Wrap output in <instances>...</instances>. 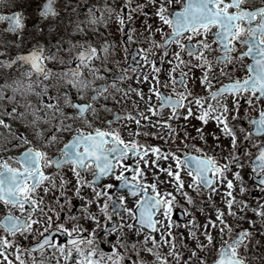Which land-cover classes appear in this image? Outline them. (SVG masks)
Listing matches in <instances>:
<instances>
[{"label":"snow or ice","instance_id":"1","mask_svg":"<svg viewBox=\"0 0 264 264\" xmlns=\"http://www.w3.org/2000/svg\"><path fill=\"white\" fill-rule=\"evenodd\" d=\"M151 2L159 26L152 29L149 25L150 35L158 31L162 36L149 49H141L142 63L151 67L153 83L158 85L160 67L149 50L153 46L161 49L163 61L169 46L175 44L176 50L168 60L173 65L168 76L175 85V95L165 96L158 87L150 86L148 92H154L160 103L152 105L149 95L147 112L168 107L170 115L179 116L177 109L186 108L183 115L187 117L193 114L194 102L202 122L196 129L200 140H205L201 129L209 120L216 121L220 132L230 137L229 145L224 146L228 148L222 155L224 163L196 145H191L194 152L184 151L178 156L176 151L162 153L159 146L136 139L126 141L118 128L110 126L123 117L135 119L139 126L140 120L130 112L112 113L111 119L101 120L100 109L111 111L107 103L100 102L107 99L106 81L116 87V80L126 79L129 69L106 77L101 68L110 70L108 53L114 45L109 40L97 45L94 38L99 39L97 26L106 25L113 14L121 29L126 19H133L131 0H125L129 9L126 18L107 3L88 6L81 17L80 0H40L35 15L24 8L0 13V23L5 24L0 29V152L8 153L0 155V203L8 209L0 218V264H170L158 251L163 244L168 245V255L175 264H249L245 255L252 236L250 228L225 219L226 215L243 219L240 211L247 208L246 202H238L240 211L233 207L237 203L231 191L234 183L227 173L234 165L232 177L242 180L240 169L247 164L255 187L264 190V141L251 139L264 136V0L258 7L243 6L246 0H183V5L174 10H170L174 0ZM0 6L15 8V0H0ZM62 12L68 13L63 27ZM133 31L128 29L129 41ZM245 57L250 62L236 63ZM180 65L184 66L181 75H172ZM188 65L200 69L201 75L195 79L206 94L190 89ZM116 66L119 68V61ZM237 67L246 69L243 77L232 75ZM143 80H149L147 73ZM136 92L144 98L139 89ZM242 101L244 115L240 117ZM230 112L232 120L243 119L249 125L247 129L240 126V136L229 123ZM96 120L108 127L95 124ZM158 123L172 128L168 121ZM139 133L137 127L136 135ZM210 135L216 141L213 148L219 150V134ZM240 147L242 152L237 150ZM148 153L156 159H149ZM244 157L251 159L242 164ZM130 158L132 163H125ZM158 159L171 162L165 167ZM65 166L75 178L74 184L60 172ZM151 166L158 171H152L149 180L144 168L151 171ZM49 167L60 173L59 185L54 173L46 171ZM85 172H91L90 179L85 178ZM184 175L189 177L187 186ZM101 178L116 183L100 184ZM67 185H71L72 195ZM161 185L168 187L161 189ZM220 185H225L221 191L225 192L227 212L215 207V218L206 217L202 226L193 224L195 217L187 220V224L202 228L199 236L203 240L190 228L188 234L196 240L185 258L172 231V214L180 205L177 196L192 205L195 201L188 189L197 194L202 190L214 193ZM86 187L91 188L90 195L84 192ZM57 188L58 192L47 195ZM113 188L115 192L110 191ZM240 191H245L243 183ZM73 197L81 201L75 211L71 207ZM261 205L253 211L264 217V201ZM13 208L20 215L13 214ZM181 211L187 214L191 210ZM248 223L253 225L255 221L249 219ZM29 238L28 244L20 242ZM141 250L154 260L142 257ZM200 252H211V256Z\"/></svg>","mask_w":264,"mask_h":264},{"label":"flooded vegetation","instance_id":"2","mask_svg":"<svg viewBox=\"0 0 264 264\" xmlns=\"http://www.w3.org/2000/svg\"><path fill=\"white\" fill-rule=\"evenodd\" d=\"M100 1V2H99ZM105 0H94V2L103 3ZM107 1V0H106ZM40 0H15L16 7L15 8H5L3 6H0V13H5L9 11H15L20 8H24L30 15H35V9L37 3H39ZM87 2L86 0H80V8H79V15L82 16L83 14V4ZM261 0H246V3L243 5L245 7H252V6H260ZM90 6V5H89ZM61 17H63V14H61ZM64 18V17H63ZM31 23V21H29ZM99 32L98 36L99 39L101 36L104 34V32L107 29V25L101 27L98 25ZM5 27L4 23H0V29H3ZM99 39H95V43L98 45ZM114 45V44H113ZM117 43H115V46ZM243 48V46H240ZM111 49V48H110ZM138 56L134 61H131L129 58L125 67L126 68H131L134 66H140L142 64V60L139 59V52L137 51ZM214 55V54H211ZM250 62V59L248 57H245L243 61H238L236 62L237 64L240 63H248ZM122 64L119 65V68L116 70H113V67H110L109 71L104 72V75L108 78H111L114 73H118L122 71L120 67ZM2 70V69H0ZM246 72V69H241L237 67L236 71L232 73L233 76H240L243 77L244 73ZM109 86H108V92L106 93L107 99L101 98V103H107L109 105V108L111 111H106L104 109H100V116L101 120H108L111 119L112 113L116 112H131V109L129 107V99H123V100H118V99H113V88H116L120 85L121 80H116V87H112L110 82L106 81ZM223 82V81H221ZM125 84V83H124ZM122 85L123 90L125 91V85ZM163 89L160 90V92H164V95H174L173 88L175 85L169 82L163 83ZM167 85V86H165ZM178 89V88H177ZM125 93V92H124ZM114 101H116V104H114ZM124 103V104H123ZM98 106V105H97ZM229 107L231 109V99L229 98ZM256 112H252L251 115H256ZM133 117L136 118L135 114L132 113ZM240 117H243L244 115V106H243V101H242V106L240 108L239 112ZM137 119V118H136ZM229 123L232 124L235 127V130L238 134V136L241 135L240 133V126L245 127L246 129L249 127L247 124V121L243 119H237V120H232L231 119V112L229 113ZM101 120H96L94 121L95 124L101 126V127H108V125L101 123ZM169 123L172 125L173 121H169ZM111 128H118L120 130V134L122 137L128 141L132 139H136L140 143H147L149 145H156L159 146L160 150L162 153H167L169 150L171 151H176L177 155H183L184 151L188 152H194L195 149L191 147V145H196L197 147L204 148L206 151H208L210 154L214 155L217 160H219L221 163H224L222 160V155H226L228 153V148L224 147L225 145H229L230 142V137L224 136L220 131H213L219 134V144H220V149L215 150L214 148L212 149L208 144L215 142L216 141L213 139L211 131L207 130L206 128H202L201 131L205 135V140H200L196 129L201 128L199 125H187L186 128H183L182 126H175L174 129H169L167 127L166 133L163 134L162 131H158L155 135H145V133H149L142 125L139 124V126L136 124L135 119L129 121L127 117H123L119 121H113V123L110 126ZM137 127L140 128V133L139 135H136V130ZM187 132L188 136L185 138L184 133ZM129 133H132L131 135ZM252 141H255L256 139H260L264 141V136H254L251 138ZM187 144L189 147L185 148L184 145ZM177 149H180V151H177ZM238 151L242 152L243 147H240L237 149ZM16 151V150H14ZM8 153H2L0 152V155H7ZM201 154V153H197ZM253 156L256 154L255 149L252 150ZM148 158L149 159H156V157L152 153H148ZM251 157H244L241 160V163L243 164L245 160H250ZM161 166L167 167L168 164L171 162L170 160H165V159H158L157 161ZM125 163H132V159H128L125 161ZM141 167L143 168L144 165L141 164ZM146 172V178L151 180L152 179V171H158L154 166H151V171L148 168H144ZM48 172H53L54 173V178L56 180L57 185H59L60 181V173H56L55 169L53 167H49L46 169ZM232 171H236L235 166L233 165L231 167V171L227 173L229 178L233 179L234 187L231 189L233 196L235 197V201L237 203L233 204V207L240 211L242 208V205L238 202H246L247 208L243 211H240V217H243V219L240 218H234L232 216H225V219L228 220L229 223H233L235 225H239L245 228H250L252 236L249 240V247L247 249V255H245L244 250L241 249V254L245 255V259L249 261V264H264V217L258 216L253 209L257 207H262L261 201H264V190L255 187V179L254 176L250 175L251 169L250 167L245 164L243 168L240 169L241 171V176L242 180H236L235 178L232 177ZM61 173L64 175L65 180L71 181L72 184L75 182V178L72 176V173L69 170L68 166H65L61 168L60 170ZM85 178L90 179L91 178V172H85L83 174ZM163 175V174H161ZM185 179V184L187 186V182L189 180V177L187 175H184ZM108 182L116 183L114 179L109 180L107 178H101V181L99 182L100 184H105ZM243 183L245 191L241 192L240 191V185ZM69 188V195H72L71 193V185H67ZM161 189L168 187L167 185H161ZM225 188V185H220L219 188L216 189V191L209 192L207 190H202L200 194H197L195 191L192 189H188L189 193L193 196L195 203L192 205H188L187 202L184 200L183 197L177 196V199L180 201V205L177 206L176 210L172 214V219L174 222L173 226V233L176 236V243L179 241H186L187 239L189 242H191L193 239H196V237H190L189 236V229L191 228L193 231H195L197 234H199L198 231L195 230V227L193 225L187 224V220L192 219L195 217V220L193 221V224H198L202 226L205 222L206 217L212 216L215 218V212L214 208L215 207H220L227 212V205L224 204L223 202V197H225V192L221 191V189ZM59 189L57 188L56 190H53V192H49L47 195L52 196L56 192H58ZM110 191L115 192L116 189L113 188ZM84 192L86 194H91V188L86 187L84 189ZM41 194L43 195L44 193L42 192L41 189ZM209 197L211 199L209 200ZM81 201L73 197L72 200V210L75 211L79 208V204ZM129 204H131V200L129 199ZM68 207V206H66ZM181 208H189L191 211L185 214L184 212L181 211ZM13 214L15 215H20L18 209H11ZM8 209L0 203V218L3 217V215L6 214ZM255 221L253 225H249L248 220ZM181 223V225H180ZM238 230V229H237ZM3 230L0 229V232ZM202 231V228L201 230ZM217 234L216 230L213 229V235L215 236ZM200 240H203L202 236H199ZM159 238V233H157V239ZM19 239V237H18ZM23 244H28L30 242V238L28 240H21L20 241ZM189 242L185 243L182 245V253L185 258L190 254L188 249L194 247L193 244H190ZM102 247L105 248V250H109L107 245H101ZM187 246V247H185ZM199 251V250H197ZM162 256H167L168 261L170 264H175V260L172 256L168 257V254L166 253H161ZM140 255L144 257L148 261H153L154 257L145 251H141ZM200 255H208L211 256V252H200ZM181 264H183V261H181Z\"/></svg>","mask_w":264,"mask_h":264},{"label":"rangeland","instance_id":"3","mask_svg":"<svg viewBox=\"0 0 264 264\" xmlns=\"http://www.w3.org/2000/svg\"><path fill=\"white\" fill-rule=\"evenodd\" d=\"M86 1L87 2L83 4V14L81 17H83V15L87 12V8L89 5L99 4L98 2H94V0H86ZM105 3L111 5L114 8H117L124 14L125 18L127 17L129 9L125 6V0H107V1L105 0L103 3H100V4L102 5ZM182 3H183L182 0H174V3L171 5L170 10H173V8L175 7L181 6ZM131 4H132V9H135V11L132 12L133 19L131 21H128L126 19L125 24L123 28L121 29V26L115 19V14H113L111 18L107 19V24H106L107 29L104 32H102L104 35L101 36V38L99 39L98 45L100 44L101 40H109L112 42V44H114V47L111 48L108 53L107 64H108L109 69L110 67H113V70L117 69L116 61H119V65L122 64V66L120 67L121 70L126 68L125 65L130 57V49L133 48L134 46L133 44H136L139 47L140 56H141V49H149V45L151 44L150 42L145 43L143 40L139 39L141 38L142 31L150 32L149 25H151L152 29H155L159 26L158 18L154 15L155 7L153 6L151 0H131ZM138 4L141 5L142 7L137 8L136 6ZM61 14H63V17L65 18L64 21L61 22V26L63 27V22H66L68 13L62 12ZM96 14L99 15V12H97ZM106 25L103 23L100 24L101 27L106 26ZM99 28L100 27L97 26L98 32H99ZM129 28L134 30L131 33L133 36V39L131 41H129L127 38ZM154 32H155L154 41H160L162 33L158 31H154ZM142 36H144V34H142ZM210 39L211 37H209V40ZM115 43H117L116 46H115ZM143 46L145 48H143ZM151 49H156L155 51L149 52V54L152 55L154 63L160 67L161 74L159 73L157 74L163 75L162 77L165 80L166 77H169L168 72L173 67V65L169 64L168 62L164 63V60L165 59L169 60L172 58V52L176 50V46L168 48V54L163 61L160 59V53L162 50L156 48L155 46H153ZM101 59H103V56L101 57ZM185 59L187 60L189 59V57L186 56ZM96 63L100 64L101 60H97ZM182 67L184 66L180 65L179 67H176V70L175 72L172 73V75H180L181 74L180 69ZM188 68L191 69V74L189 75V79H188L190 88L195 93L204 95L205 91L201 89V86L199 85V80L195 79L201 75L200 69L194 67L193 65H188ZM131 69H129L127 73V78L124 80H121L120 85L118 87L113 88V94L115 96V99H118V100H123V99L128 98L130 101V108L133 107L132 105H136L135 104L136 102L137 105L143 109L141 110V113L144 112V115L147 116L145 113V110H146L145 107L147 106L148 98L142 99L139 96L135 97L136 93L134 92L140 86L143 87V83H144L143 75L145 73L149 75V81H153L152 76H151V72H152L151 67L148 64H144L142 68L137 69L135 71H132ZM0 71H3V69ZM101 71L106 72L104 71L103 68H101ZM138 76H139V79L137 78ZM124 83L126 84V87H128L126 88V91H124L122 88V85ZM149 87L150 86L148 85H146L145 87L148 93V97L149 95H151V103L156 104L157 97L156 95H153L152 93L150 94L148 92ZM114 104H116V101H114ZM170 114L171 113L169 111L163 110L162 113L156 114L154 116L153 115L148 116L147 120L157 123L160 119L162 120L168 119L170 117ZM153 117L156 120H153ZM185 123H186V120L184 119V117H182L179 120V124L184 126ZM161 125L163 128H159L157 126L152 125V130L156 132L162 131V130L165 131L166 127H164V124L161 123ZM202 128H206L207 130L211 132L220 131L219 127L216 124V121L214 120L203 125ZM214 144L215 142H212V143H209L208 145L213 149ZM187 242H188V239L186 240V243ZM165 248L168 250V245H166L165 247L162 246L161 250L166 251Z\"/></svg>","mask_w":264,"mask_h":264},{"label":"bare ground","instance_id":"4","mask_svg":"<svg viewBox=\"0 0 264 264\" xmlns=\"http://www.w3.org/2000/svg\"><path fill=\"white\" fill-rule=\"evenodd\" d=\"M139 39H141V40L145 41V39H144L143 37H141V38H139Z\"/></svg>","mask_w":264,"mask_h":264}]
</instances>
